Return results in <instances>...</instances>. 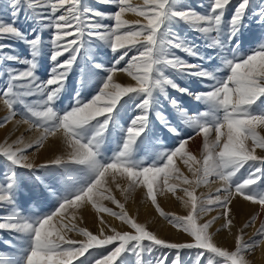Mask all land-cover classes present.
Masks as SVG:
<instances>
[{
  "label": "snow or ice",
  "instance_id": "snow-or-ice-1",
  "mask_svg": "<svg viewBox=\"0 0 264 264\" xmlns=\"http://www.w3.org/2000/svg\"><path fill=\"white\" fill-rule=\"evenodd\" d=\"M98 2L113 5L115 11L105 13L82 9L81 0H10L8 8L11 10L12 23L9 25L0 21V39L23 36V33H20L14 25L15 18L24 8L32 13L43 29L51 28L53 35L52 40L49 41L52 48L53 68L47 81H39L35 76L36 64L27 61H21L29 64L26 69L8 73L9 87L4 88L0 96L3 97V104L10 114L0 120V128L18 115L20 119L16 121V124H24L28 127L11 143L0 146L2 156L13 165L14 169L37 171L50 167L83 165L92 172V178L88 184L75 194L64 197L54 213L35 223H30L22 218L15 208L13 192L16 173L10 170L3 180H0V185L3 186L0 187V202H3L5 206L0 215L6 217L0 221V230L32 234V248L27 256L26 264H73L75 259L81 258L90 249L113 244L117 246L96 260L94 264H117L125 253L134 257L135 264H181L182 250L193 249L198 250L193 264H202L206 255L208 256L207 264H213V257H222L223 264H247L244 253L250 250L251 246L243 241L242 236H235V250L228 251L213 242L209 229L215 220L223 217L225 222L222 228L230 231L233 221L230 218L229 205L232 204L234 196L264 207V196L256 197L247 191L258 183L262 178L260 174L264 173V167H261L264 166V155L254 154L257 148L264 150V135L257 132L258 126H264V114H252L250 111L251 106L264 97V44L243 59L226 58L225 67L228 68L229 74L224 80H216L213 74L200 68L199 65L189 64L175 55H163L162 42L158 37L166 20L171 17L188 23L194 30L205 34V37L211 40L210 46L218 47L222 51L228 50L227 45L233 44L234 38L237 37L243 25L249 0H240L232 12L231 19L227 21H225V12L229 10L232 0H212L210 14L206 17L192 9L170 10V0H144V6H134L130 0H98ZM125 12L134 13L146 22L141 23L137 20L130 23L123 18ZM253 15L259 17L256 23L264 25V5H261ZM105 18L114 23L99 22ZM225 22L227 23V43L221 39L225 35ZM212 33H215V36H212ZM86 39L107 42L116 55L114 66L108 70L109 74L99 93L90 102H81L76 99L70 111L59 115L53 105ZM26 42L30 48L35 49L40 38L37 36L35 40ZM163 43L188 56L197 55L195 46L186 44L178 36H173L171 40ZM5 47L8 45L0 43V51ZM239 47V43H235L230 51L235 52ZM165 68L196 76L202 80H213L212 90L207 93L192 94L188 89L180 88L173 80L165 76ZM116 71L127 73L131 80L135 81V85L118 83L113 78ZM168 87L182 94L193 95L194 99L210 102L219 113L213 123H200L188 116L186 110L180 107L175 98L169 100L172 108L184 122L194 127L195 135L203 134V160L198 161L191 153L187 154L184 162L186 164L189 161L192 162L190 171L195 179L188 181L185 178V182L198 187L202 183H207L209 176H216L224 184L222 189L216 190L218 194L215 197L210 196L206 200L198 198L194 194V189L192 191L184 189L188 197L184 205L186 208L190 205L191 209L187 216L164 213L157 204V195L163 194L164 189L168 187L171 173L173 171L178 173V169H170L173 157L178 153H185L186 144L192 136L181 140L178 147L165 153L162 157L165 161L162 166L144 167L131 163L129 159L136 140L147 128V113L151 107L154 92L159 91L160 94L165 95ZM14 88L22 89V91H14ZM129 94L144 96L139 105L142 114L134 118L128 127L122 150L115 154L110 162L101 164L97 160V140L106 131L111 114L118 102ZM30 96H38L40 99L30 104L25 103V98ZM165 99H168L167 95ZM18 104L23 107V113L17 110ZM158 118H161L162 123L173 135H179L177 129L166 119L159 116ZM93 122H96L97 130L90 139L84 141L80 130ZM33 130H39L41 134L34 140H25V135ZM213 132L215 136L210 141L209 136ZM49 137L55 139L49 141ZM249 140H251L250 146L247 143ZM42 148L52 151V156L46 163H38L29 158L30 149L39 152ZM57 150H61L60 155L55 154ZM249 162L257 165L249 178L238 184L233 183V178ZM108 176H111L113 181L117 176L125 181L127 186L121 187V195L131 193L142 184L146 188L147 198L152 205L156 206V211L174 227L186 232L191 240L189 242L166 241L147 230L145 225L130 218L124 211V205L112 196L108 187H105L108 184ZM172 191L175 192V189L173 188ZM101 199L111 200L121 211L114 212L103 207L99 202ZM88 205L97 212L109 213L117 217L134 232H114L112 235H104V230L101 229L100 235L97 236L85 228H77L74 223L58 222L57 226H53L54 217H63L68 209H80ZM212 205L221 210L220 217H214L207 223L197 225L196 217L211 211L212 208L209 206ZM75 218V212H73L70 219L75 220ZM251 223L252 221L245 227L250 226ZM73 231L84 239L77 241L69 238L67 233ZM259 236L264 238V223L261 224ZM259 242L264 243V239ZM157 249L158 255L150 261H145V254L153 253ZM171 253H175V256L170 259Z\"/></svg>",
  "mask_w": 264,
  "mask_h": 264
},
{
  "label": "rangeland",
  "instance_id": "rangeland-1",
  "mask_svg": "<svg viewBox=\"0 0 264 264\" xmlns=\"http://www.w3.org/2000/svg\"><path fill=\"white\" fill-rule=\"evenodd\" d=\"M9 2L10 0H0V21L10 25L13 18L10 15L11 10L8 8ZM130 3L134 6H144V0H130ZM239 3L240 0H232L229 10L225 12V21L231 19L232 12ZM211 5L212 0H170V10L181 11L192 9L205 17L210 14ZM261 5H264V0H249L248 11L240 32L234 38L233 44L227 45L228 50L225 51H222L218 47L210 46V38H206L205 34L194 30L190 24L170 17L166 20L158 37L162 42L161 53L167 56L175 55L189 64L199 65L200 68L213 74L216 80H224L229 74L228 68L225 67L226 58L232 59L236 57L243 59L261 44H264V25L256 23L259 17L253 15ZM81 8L105 13L115 11L113 5L104 4L98 2V0H81ZM123 18L130 23H134L137 20L141 21V23L146 22L142 17L131 12H125ZM99 22L106 24L114 23V21L107 18ZM14 27L19 29L20 33H23V36L0 39V43L8 45V47L0 51V61H2L0 62V92L4 88L9 87V72L24 70L29 66V64L22 63L21 61L36 64L35 76L41 82L47 81L53 68V62L51 61L52 48L49 43L53 38L51 28L43 29V26L37 23L32 13L24 8L20 10L19 15L15 18ZM224 32L225 35L221 39L224 43H227L226 22ZM211 35L215 36V33ZM37 36H39L40 42L35 49H32L26 41L35 40ZM173 36H178L188 45H194L197 55L188 56L178 49L167 47L163 42L171 40ZM235 43H239L240 47L235 52H232L230 50ZM115 60L116 55H114L112 48L107 42L99 39H86L72 66L71 72L68 74L62 91L55 100L53 105L54 110L59 115H63L73 108L76 99H79L81 102H90L99 93L100 88L105 82V78L109 74L108 70L114 66ZM118 73L125 74V72L116 71L113 75L114 80L121 83L115 77ZM164 75L173 80L180 88L188 89L192 94L207 93L212 90V85L214 84L213 80H202L186 73L175 72L170 68L164 69ZM122 83V85H128L129 83L135 85V81H132L131 77L129 81ZM14 91H22V89L14 88ZM165 95H167L168 99H165ZM165 95L160 94L159 91L154 92L151 107L147 113V128L143 135L136 140L129 159L131 163L144 167L162 166L165 162L162 159L163 155L178 147L181 140H186L189 136H192V139L186 144L185 153H178L173 157L170 169H178V173L175 171L171 173L168 187L164 189L163 194L157 195V204L164 213L175 216H187L191 209L190 205L187 208L184 205V201L188 199L184 189H188L189 191L194 189V194L198 198L206 200L210 196L215 197L218 194L216 190L218 188L222 189L224 184L216 176H209L208 182L202 183L198 187L185 182V178L188 181L195 179L192 171H190L192 162L189 161L187 164L184 162L187 159V154L191 153L198 161L202 162L203 160V134L195 135L194 127L184 122L183 118L172 108L169 100L175 98L179 102L180 107L186 110L188 116L193 117L200 123H213L214 118L219 113L210 102L204 99H194L193 95L182 94L171 87L166 89ZM25 99V103L30 104L38 101L40 98L38 96H30ZM143 99L144 96L142 95L129 94L123 97L116 105L106 131L97 140V160L101 164H107L115 154L122 150L128 127L134 118L142 114L139 105ZM16 108L23 113L24 109L21 105H16ZM250 111L252 114H264V97L257 100L251 106ZM9 114L3 104V97L0 96V120H3ZM158 116L166 119L171 126L175 127L179 135H173ZM19 119L20 116L18 115L5 124L4 127L0 128V146L5 143H11L12 140H15L21 133L25 132L28 126L24 124L17 125L16 121ZM96 130V122L86 126L80 130L82 139L87 141L94 135ZM257 132L260 135H264V126H258ZM40 134L39 130H33L28 132L24 138L25 140H34ZM214 136L215 133H211L209 140H213ZM54 139L53 137H49V141ZM247 143L250 146L251 140ZM55 154L60 155L61 150H57ZM254 154L258 156L264 155V150L257 148ZM28 155L30 159H34L38 163H46L48 158L52 156V151L42 148L39 152H36L30 149ZM256 167L257 165L253 162L245 164L236 177L233 178V183L238 184L249 178L250 173ZM10 170H14L16 173L15 189L13 192L15 208L19 211L22 218L30 223H35L43 217L54 213L64 197L75 194L76 191L86 186L92 178L91 170L83 165L50 167L37 171L24 168L14 169L13 165L2 156V148H0V180H3L5 174ZM260 175L262 178L258 183L247 190L249 194L256 197L264 196V173ZM107 180L108 184L105 187H108L112 196L124 205V211L130 218L134 219L137 223L145 225L147 230L157 234L166 241L189 242L191 240V237L186 232L174 227L164 216L156 211V206L152 205L151 201L147 198L146 188L142 184L131 193L121 195V187L127 186L125 181L119 176L116 177L115 181L112 180L111 176H108ZM159 183L160 181L158 180ZM0 187L3 186L0 185ZM173 188L175 192L172 191ZM99 202L103 207H107L114 212L121 211L109 199H101ZM4 207L3 202H0V212L4 211ZM209 207L212 208L211 211L202 213L199 217H196L197 225L207 223L213 220L214 217H220L221 210L217 209L215 205ZM229 207L231 209L230 218L233 221L230 231L229 229L222 228L225 222L223 217L215 220L209 229V233L213 236V242L218 247L234 251L235 236H242L243 241L251 246L250 250L245 251L244 258L247 264H255L256 254L261 244L259 241L264 239L259 236L261 224L264 223V207L251 201H245L242 197L235 196ZM73 212H75V220L70 219ZM4 219L6 217L0 215V221ZM250 221H252L251 225L245 227ZM58 222L64 224L74 223L77 228H85L97 236L100 235L101 229L104 230V235H112L114 232H134L130 226L123 223L117 217L109 213L97 212L91 205L80 209H68L63 217H54L53 226H57ZM163 223L166 224V229L162 227ZM67 235L69 238L77 241L84 239L75 231L68 232ZM115 246L117 245L113 244L103 248L90 249L84 256L75 259L73 264H94L96 260L102 258L103 255L107 254ZM31 248V233L0 230V264H26V259ZM197 252L198 250L195 249L182 250L180 254L181 264H193ZM158 253L159 250L157 249L153 253L145 254V261H150ZM173 256H175V253L170 254V259ZM207 259L208 256L206 255L202 260V264H207ZM217 262L223 264V258L213 257V264H217ZM117 264H135V260L134 257L125 253L117 261Z\"/></svg>",
  "mask_w": 264,
  "mask_h": 264
},
{
  "label": "bare ground",
  "instance_id": "bare-ground-1",
  "mask_svg": "<svg viewBox=\"0 0 264 264\" xmlns=\"http://www.w3.org/2000/svg\"><path fill=\"white\" fill-rule=\"evenodd\" d=\"M115 77L122 83V82H127L130 80V77L128 75H126V73H121V74H116ZM123 84V83H122ZM163 197V196H162ZM162 199V198H161ZM164 199V198H163ZM164 204V203H163ZM167 205V204H165ZM174 208V207H173ZM145 210V209H144ZM150 212V211H149ZM162 227L164 229H166V224L163 223L162 224ZM163 229V230H164ZM233 229V227H232ZM234 236V235H233ZM232 237V236H231ZM224 238V237H223ZM230 238V237H229ZM233 238V237H232ZM257 258L255 260V264H264V243H261L260 246H259V249L257 251Z\"/></svg>",
  "mask_w": 264,
  "mask_h": 264
}]
</instances>
